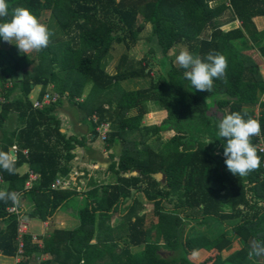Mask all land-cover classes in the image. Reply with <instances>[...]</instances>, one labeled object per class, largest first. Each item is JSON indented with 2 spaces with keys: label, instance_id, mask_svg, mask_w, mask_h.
<instances>
[{
  "label": "trees",
  "instance_id": "obj_1",
  "mask_svg": "<svg viewBox=\"0 0 264 264\" xmlns=\"http://www.w3.org/2000/svg\"><path fill=\"white\" fill-rule=\"evenodd\" d=\"M8 3L10 8L27 7L39 19L49 11L48 27L55 35L49 47L32 57L15 59L5 49L0 50V94L4 97L0 126L10 110L17 111L22 123L17 129L2 130L0 135V150L8 151L12 143L18 147L15 174L0 169V190L29 198L32 206L26 213L41 218H47L60 202L77 193L74 188L50 187L54 178L69 173L71 150L86 142L85 137L59 131L54 109L62 98L82 113L91 140L97 138L96 125L107 121L110 129L104 144L108 149L119 146L109 165L116 180L102 184L88 181L91 189L77 210V225L54 228L43 237L42 245L25 235V253H50L41 264H192L188 254L213 250L218 253L211 264H264V257L248 258L251 241H264L263 170L260 167L242 178L233 176L224 163V141L217 128L226 114L247 113L260 121L264 137V99H260L264 76L246 52L254 49L264 61V29L258 30L253 21L255 16L264 18V0ZM138 14L142 15L140 22ZM233 20L239 25L223 28ZM145 23L150 24L147 52L163 58L155 73L151 56L135 57L129 51ZM115 43H123L125 48L115 69L108 71V57L104 56ZM178 44L201 58L210 51L227 57L226 76L214 80L211 92L196 91L183 77L184 69L172 60ZM18 70L23 73L19 79ZM144 78L149 79L146 86L125 89L121 85ZM7 79L11 84L4 87ZM30 85H40L37 98L48 89L60 98L34 108L28 97ZM85 87L87 92L78 101ZM14 89L17 95L11 98ZM150 106L165 110L159 124L142 123ZM163 131L173 133L163 139ZM256 139L253 137V144ZM208 141L212 142L206 144ZM25 148L27 152L22 151ZM258 155L262 157V153ZM23 163L38 173L30 188L24 187L28 174L17 172ZM157 173L162 176L157 177ZM10 203L0 201V253L4 255H12L16 248L17 214L6 210ZM111 216L116 217L110 220ZM231 219L234 223L213 237L204 232L213 221ZM191 220L195 223L189 224ZM97 225L101 226L100 237L90 241ZM122 239L126 240L123 245L119 242ZM235 242L240 247L223 256L221 251L230 250ZM131 245L142 247L129 249Z\"/></svg>",
  "mask_w": 264,
  "mask_h": 264
},
{
  "label": "clouds",
  "instance_id": "obj_2",
  "mask_svg": "<svg viewBox=\"0 0 264 264\" xmlns=\"http://www.w3.org/2000/svg\"><path fill=\"white\" fill-rule=\"evenodd\" d=\"M55 33L27 7L10 8L8 0H0V38L14 44L18 52L29 56L39 53L51 44ZM176 62L184 69L183 77L191 88L200 92H211L214 80L224 79L228 68L227 57L219 52H209L204 58L188 50H181ZM247 117V118H246ZM218 136L224 141L223 156L227 170L237 177H246L261 167V157L252 143L253 137L262 134L261 123L247 113L226 114L217 124ZM208 141L206 144L211 143ZM214 155H220L215 152ZM17 157L15 153L0 150V169L14 175ZM20 193L0 190V201L20 206ZM264 257V241L252 240L248 258Z\"/></svg>",
  "mask_w": 264,
  "mask_h": 264
},
{
  "label": "crops",
  "instance_id": "obj_3",
  "mask_svg": "<svg viewBox=\"0 0 264 264\" xmlns=\"http://www.w3.org/2000/svg\"><path fill=\"white\" fill-rule=\"evenodd\" d=\"M262 18H263L262 16L253 17V21H254L255 25L259 24L258 28H257L258 30L264 29V18H263V20H262ZM224 25H229L228 28L235 27V26L239 25V21L233 20V21L228 22ZM1 49H5L15 59L22 57V54H20L18 52V49L14 44L10 45L9 43L3 41L2 39L0 40V50ZM34 55H35V53L30 54L31 57ZM22 75H23V73H22ZM39 90H40V85H33V86L30 85V94L28 97H29L31 102L33 99L37 98V93H39ZM16 95H17V90L14 89L13 92L10 94V97L12 98V97H15ZM155 111H160L161 113H165V116H166L165 110H155ZM155 111H153V112H155ZM16 112H17L16 110H10L8 112L5 120L3 121L2 125L0 126V135H2V130L3 131H5V130L9 131V130H14V129L21 127L22 123H21V120H19L17 118ZM54 113L56 114L58 120L60 121V125H59V131L60 132L64 133L66 136H69V135L76 136L79 139L85 137L86 142L84 145H76V147L71 150L73 156L69 162V164H70L69 173L66 176H58V177L66 178L69 183L65 187L74 188L77 191L76 194L71 195L66 200H63L62 202H60L52 210V213L47 218H41V217H37V216H29L26 212L31 208L32 202L26 196L20 197V205L22 206L23 211L29 217L30 230L35 232V233H38V238H39L41 244L43 243V237L48 236L54 228H72V227L77 225V222H78L77 221L78 219L76 216L77 210L85 202V194L87 193V190L91 189V184H89L88 181L96 182V184H102V183L108 182V181L106 182L105 176L102 177L101 180H98L97 177H95V178L91 177V175L88 174V171L84 170V168L81 167V162L84 165H91L92 168H95L96 164L99 163L100 165H103L102 168L105 169L104 167L106 165L105 164L106 160L105 159H104L105 161L101 160L103 157H105L103 155L104 154L103 150H99L100 148H95L96 145H97L96 147H100V145H101V144L98 145L97 140H99V139L98 138H96L95 140L90 139L91 134L89 132V126H88V123L83 118L82 113L78 110V108L74 104L69 103L68 99H65V98H62L60 103L55 106ZM108 150L111 153H113V148H109ZM8 151H10V148L8 149ZM80 151L82 152V154H80L81 153ZM99 157H101V158H99ZM113 157H116L115 153H113V155L111 156V159ZM111 159H109V161H108L109 165H110ZM107 168L109 169V167H107ZM72 169H77V170H80L82 172V175L79 177H83V178H85V180L83 182H78V185H81V187L84 188L83 191H80L81 189L78 190L75 188V186H73L75 184L77 185L76 181H78L81 178L73 179V177L70 176V172L72 171ZM28 170H30V168L28 167L27 163H23V164L19 165V167L17 168V172L19 174L28 173ZM93 173L95 174L96 172H93ZM85 175H86V177H85ZM37 176H38V173H37ZM115 180H113V181H115ZM113 181H109V182H113ZM73 182L75 184H72ZM71 184H72V186H71ZM58 187H60V186H58ZM138 196H140V194L137 193V197ZM140 197H138V199H140ZM77 203L79 205L75 209L74 205ZM75 216H76V219H75ZM111 217L115 218L116 216H111ZM32 218H40L41 219V229H35L34 223L31 220ZM44 220H47L46 225H44ZM1 225H3V222H0V226ZM90 241H94V239L92 238ZM234 246H236V249H237V247L238 248L240 247L238 242H235L233 247ZM0 255L10 256L11 260H12L13 254L12 255H4V254L0 253ZM49 257H50V253H48V252L43 253L44 260L49 259ZM10 263H8V264H10ZM0 264H6V263L0 262Z\"/></svg>",
  "mask_w": 264,
  "mask_h": 264
},
{
  "label": "rangeland",
  "instance_id": "obj_4",
  "mask_svg": "<svg viewBox=\"0 0 264 264\" xmlns=\"http://www.w3.org/2000/svg\"><path fill=\"white\" fill-rule=\"evenodd\" d=\"M48 14H49V11H44V14L41 16V18L39 19L42 23H45L48 25ZM263 20V18H262ZM142 21V15L141 14H138L137 15V22H140ZM258 25L259 24H256V27L258 28ZM229 25H224L223 28H228ZM150 33V24L149 23H145V27L144 29L140 32V36H139V39L134 43L132 44L131 48L129 49L130 53L132 55H134L135 57H140L142 55H146V56H151L152 57V61L155 62V66L153 67V71L155 73V70L159 69L161 64H162V60L163 58H160L158 56H154L152 55L151 53L147 52L148 48H149V38L147 37L148 34ZM11 45V44H10ZM6 47V46H5ZM177 49H178V52L173 56L172 60L173 62L177 63L176 62V56L179 54V52L181 50H185L184 46L182 45H176L175 46ZM125 48L124 44L123 43H115L113 44V47L109 49V51L107 52V54L104 56V57H108L107 59V63H106V70L108 71H112L113 67H115V63L118 59V55L119 53ZM145 49V50H144ZM173 49H169L168 52H171ZM246 52L248 54H250L253 59L257 62L258 66H259V70H260V73L262 76H264V61L263 59L261 58V56L254 50V49H248L246 50ZM22 56H24L22 54ZM35 56V55H34ZM21 58V57H19ZM148 78H144L142 80H138V79H135L133 81H123L121 83V85L123 86V88L125 89H131V88H139L141 86H146L148 84ZM87 89L88 87H85L84 89V92H83V95L78 98L77 100L78 101H81L86 92H87ZM49 92H51L50 89H48ZM66 99V98H65ZM255 109V106L253 108V110ZM156 108L155 106H150L148 107L147 111L143 117V120H142V123L143 124H147V125H150V124H159V122H161L162 118L165 116V113H161L160 111H155ZM155 111V112H153ZM132 113L135 112V110H132L131 111ZM107 122V121H105ZM108 124V130L110 129V125L109 123L107 122ZM173 133V131H163L161 132V138H167L169 137L171 134ZM135 137V135L133 134V136H130V138H133ZM99 140L98 141V145H100V147H96L95 148H100L99 150H103L104 152V156L101 160H104L106 163L105 165V169H103V165H100L99 163L96 164V167L95 168H92L91 165H84L82 162H81V167L84 168V170H87L88 171V174L91 175V177H97L98 180H101L102 177L105 176V179H106V182L108 181H113L115 180V173H113L110 169H108L107 167H109V164H108V161L109 159H111V152L108 150V148H106L105 146V139H101V138H98ZM152 142V141H150ZM153 145H155L154 142H152ZM81 152V151H80ZM113 153L115 154H118L119 153V146L116 147V148H113ZM82 154V152L80 153ZM101 158V157H99ZM108 164V165H107ZM81 171L80 170H77V169H72V171L70 172V176L73 177V179H79L77 182V185L73 182L72 184H75L73 186H75L76 189H81L80 191H83V187H81V185H78V182H83L85 180V178L83 177H79L82 175V172L80 173ZM93 172H96L95 174ZM86 177V175H85ZM71 184V186H72ZM140 197V196H139ZM142 196L140 197L139 200H142L141 199ZM142 203L144 205H146V210L147 209H151V206L149 204H146L143 200H142ZM260 204V203H259ZM79 204H75V209L76 207L78 206ZM171 204L168 203V207H171L170 206ZM75 219H76V216H75ZM110 219H113L112 217H110ZM199 219V218H198ZM32 222L34 223V227L35 229H41V219L40 218H32L31 219ZM195 223V221L191 220L189 221V224H193ZM234 223V220H226L225 223L224 222H220V221H213L212 223V226L209 228V229H206L204 230V232L206 233L207 236H210V237H213L215 235H217L218 233H220L221 231L225 230L226 227L228 225H231ZM149 224V223H148ZM200 228H202L200 226ZM124 230V229H123ZM100 232H101V226H98L97 225V228L96 230L94 231V236H93V239H97L100 237ZM119 242H121L120 244H124L126 242V240L124 241L123 239L120 240ZM142 245H135V246H129V249H134V250H137L139 248H141ZM238 248V247H237ZM234 249H236V246L232 247L230 250H223L221 251V254L223 256H226L227 254H229L230 252H232ZM218 252L216 251H202V250H198L197 252L195 253H192V254H188L187 255V258L190 260V262L192 264H211L213 262V259L215 258V256L217 255ZM0 262H4L6 264L10 263L11 262V257L10 256H3V255H0Z\"/></svg>",
  "mask_w": 264,
  "mask_h": 264
},
{
  "label": "built area",
  "instance_id": "obj_5",
  "mask_svg": "<svg viewBox=\"0 0 264 264\" xmlns=\"http://www.w3.org/2000/svg\"><path fill=\"white\" fill-rule=\"evenodd\" d=\"M11 81L6 80L3 82V86L7 87L10 86ZM60 98V95L54 91H46L42 97L35 98L32 100V106L34 108H41L42 106L49 105L51 103L56 102ZM260 99H264V94L260 96ZM4 102L3 95L0 94V104ZM257 105H255L254 114H257ZM93 120H96V115L92 116ZM95 130L97 131V138L106 139L107 131H108V124L105 121L100 122L96 125ZM257 151L262 153L261 157V168L263 170L262 178H264V137L261 136L257 137L256 141L254 142ZM11 152L15 153L18 147L15 144H11L9 146ZM22 151L27 152V149H22ZM28 177L24 183L25 188H30L32 185V181L37 178V173L34 172L32 169L28 170ZM1 180V177H0ZM68 180L63 177H56L51 182L50 187L56 188L58 186H67ZM6 210L9 212H15L16 215V223H15V243L16 248L15 252L12 255V260L10 264H41V260L43 258V253L39 254H31L28 255L25 253V235L30 234L32 241L38 242V245H42L39 238L38 233H35L30 230V221L28 215L23 211L22 207H17L12 203L6 205ZM47 224V220H44V225Z\"/></svg>",
  "mask_w": 264,
  "mask_h": 264
},
{
  "label": "water",
  "instance_id": "obj_6",
  "mask_svg": "<svg viewBox=\"0 0 264 264\" xmlns=\"http://www.w3.org/2000/svg\"><path fill=\"white\" fill-rule=\"evenodd\" d=\"M21 77H22V70H18V71H17V78L19 79V78H21ZM10 152H11V150H10ZM156 176H157V177H161L162 174H161V173H157Z\"/></svg>",
  "mask_w": 264,
  "mask_h": 264
}]
</instances>
